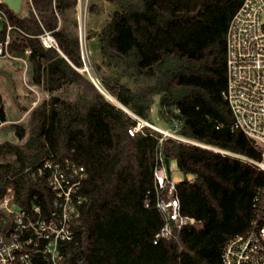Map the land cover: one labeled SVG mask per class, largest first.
<instances>
[{
  "label": "trees",
  "instance_id": "16d2710c",
  "mask_svg": "<svg viewBox=\"0 0 264 264\" xmlns=\"http://www.w3.org/2000/svg\"><path fill=\"white\" fill-rule=\"evenodd\" d=\"M106 1L115 11L99 35L102 57L135 87L98 78L128 112L80 72L85 62L72 17L78 0H26L20 16L2 6L8 24L0 44L10 36L7 52L29 63L32 83L49 94L79 91L73 101L52 97L35 108L29 134L14 124L17 138L27 140L0 143V197L12 187L21 207L39 205L47 215L54 194L36 168L70 159L88 177L69 264H223L227 243L251 231L264 208V170L256 164L262 152L235 128L224 97L226 33L244 0ZM46 34L56 47L43 44ZM157 96L176 134L199 145L148 127L129 135L136 118L152 123ZM6 121L0 107V123ZM161 158L176 161V195L195 223L154 244L163 226L154 176Z\"/></svg>",
  "mask_w": 264,
  "mask_h": 264
},
{
  "label": "built area",
  "instance_id": "2783aa9c",
  "mask_svg": "<svg viewBox=\"0 0 264 264\" xmlns=\"http://www.w3.org/2000/svg\"><path fill=\"white\" fill-rule=\"evenodd\" d=\"M3 5L0 0V21L8 24ZM42 39L46 47L57 46L50 34ZM9 42L7 35L4 45L0 44V57H11L7 52ZM226 76L224 97L233 114L234 126L262 152L263 161L256 164L264 170V0H244L232 17L226 33ZM136 119L137 125L128 131L131 136L149 126L146 121ZM155 130L163 138L199 145ZM160 161L154 176L156 207L163 226L154 244L170 239L177 231L195 223L193 218L182 214L175 189L178 182L172 180L165 160ZM36 175L45 180L54 194L51 210L44 215L39 205L25 209L17 203L14 189L6 190L0 197V264H69L78 246L75 227L87 201L82 194L88 177L85 167L70 159L60 162L48 159L36 168ZM260 197L259 193L255 199L258 204ZM222 261L223 264H264V208H260V218L253 222L251 231L227 243Z\"/></svg>",
  "mask_w": 264,
  "mask_h": 264
},
{
  "label": "rangeland",
  "instance_id": "374dc122",
  "mask_svg": "<svg viewBox=\"0 0 264 264\" xmlns=\"http://www.w3.org/2000/svg\"><path fill=\"white\" fill-rule=\"evenodd\" d=\"M114 11L115 7L106 0H78L72 12V17L78 23L81 53L85 62V67L80 72L86 74L90 81L94 80L103 92L98 76L115 78L130 88L135 87L132 80L122 75L120 68L109 65L101 54L99 35L103 27L111 20ZM2 24L3 22L0 21V28ZM78 91L76 86H71L49 94L32 83L30 65L26 60L0 57V107L3 108L7 119L5 123L0 124V143L10 142L23 146L27 138L24 140L17 138L14 124L23 126L29 134L30 116L35 108L52 97L73 101ZM105 94L112 103L122 107L114 98ZM147 123L148 128L159 129L177 136L176 121H169L162 115L160 96L155 97L154 100L152 123ZM169 169L173 181L182 179L176 161L169 162Z\"/></svg>",
  "mask_w": 264,
  "mask_h": 264
},
{
  "label": "water",
  "instance_id": "95a60500",
  "mask_svg": "<svg viewBox=\"0 0 264 264\" xmlns=\"http://www.w3.org/2000/svg\"><path fill=\"white\" fill-rule=\"evenodd\" d=\"M26 0H3L4 4L7 6V8L12 11L16 16H20L22 9H23V5L25 3ZM93 84L95 85V87L101 92V94L103 96H105V98L110 101L108 99V97L106 96L105 92H103L100 87L97 85V83L92 80ZM111 102V101H110ZM122 108V107H121ZM124 109V108H122ZM126 112H128L126 109H124ZM169 160L165 159V165H166V169L170 172L169 169Z\"/></svg>",
  "mask_w": 264,
  "mask_h": 264
},
{
  "label": "crops",
  "instance_id": "0c3cea01",
  "mask_svg": "<svg viewBox=\"0 0 264 264\" xmlns=\"http://www.w3.org/2000/svg\"><path fill=\"white\" fill-rule=\"evenodd\" d=\"M178 181H180V180H178ZM178 181H177V182H178Z\"/></svg>",
  "mask_w": 264,
  "mask_h": 264
}]
</instances>
